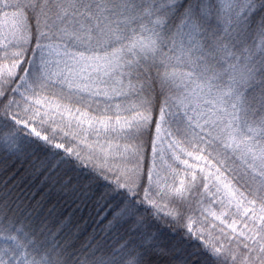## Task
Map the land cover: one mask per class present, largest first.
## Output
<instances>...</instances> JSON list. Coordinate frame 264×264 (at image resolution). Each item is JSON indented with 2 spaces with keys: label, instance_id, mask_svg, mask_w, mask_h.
Returning a JSON list of instances; mask_svg holds the SVG:
<instances>
[{
  "label": "rangeland",
  "instance_id": "rangeland-1",
  "mask_svg": "<svg viewBox=\"0 0 264 264\" xmlns=\"http://www.w3.org/2000/svg\"><path fill=\"white\" fill-rule=\"evenodd\" d=\"M214 2L216 10L211 0L196 1L175 28L142 21L144 8L123 5V18L115 21L112 14L105 29H88L72 14L50 21L49 8L40 4L42 41L16 83L31 42L26 13L35 5L0 0V97L17 84L18 99L10 105L38 122L49 139L66 140L77 157L100 165L125 187L146 181L156 209L198 233L206 248L232 254L235 264H264V207L244 201L222 169L225 158L234 159L264 182V33L255 51L235 49L230 36L255 0ZM149 80L158 81L166 99L147 159L140 136L151 125L153 105L136 91L138 81ZM55 86L96 110L88 114L62 104L57 94L48 96ZM98 110L108 116L97 118ZM0 140L5 147L14 144L8 134Z\"/></svg>",
  "mask_w": 264,
  "mask_h": 264
},
{
  "label": "trees",
  "instance_id": "trees-1",
  "mask_svg": "<svg viewBox=\"0 0 264 264\" xmlns=\"http://www.w3.org/2000/svg\"><path fill=\"white\" fill-rule=\"evenodd\" d=\"M168 1L31 0L35 7L26 13L31 42L16 83L30 70L31 55L42 41L40 4L49 8L50 21L72 14L88 24V29H105L106 21H113L112 14L115 21L122 19L123 5L138 12L144 8L148 14L142 21L161 20L175 28L198 0L164 3ZM211 3L215 9L217 5ZM79 22L73 23L75 29ZM235 28L236 33L230 36L232 46L255 51L264 33V0H255V9ZM259 79L264 83V69ZM138 83L142 86L136 94L153 105L151 125L140 136L148 159L157 116L166 98L158 81ZM16 85L7 87L0 97V139L4 134L14 138V144L6 147L0 140V264H235L232 254L225 256L206 248L198 233L160 213L147 198L146 181L136 189L125 187L100 165L77 157L66 140L49 139L38 122L30 123L10 105L17 98ZM54 91L47 95L55 98L57 94L64 105L88 114L96 110L80 104L87 100L80 101L62 86H55ZM261 91L264 103V89ZM95 114L99 119L108 116L104 110ZM223 163L220 168L225 169L240 197L264 207V182L252 177L240 161L225 158Z\"/></svg>",
  "mask_w": 264,
  "mask_h": 264
}]
</instances>
